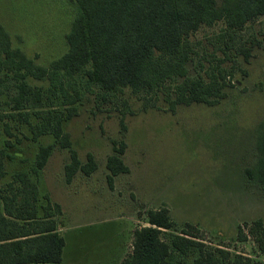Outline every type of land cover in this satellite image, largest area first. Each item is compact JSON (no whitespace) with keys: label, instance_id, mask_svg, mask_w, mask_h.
<instances>
[{"label":"rangeland","instance_id":"obj_1","mask_svg":"<svg viewBox=\"0 0 264 264\" xmlns=\"http://www.w3.org/2000/svg\"><path fill=\"white\" fill-rule=\"evenodd\" d=\"M75 15L69 0H0V25L13 46L44 67L67 51L65 35ZM224 29L223 22L201 26L187 39L191 48L187 77L205 81L211 74L224 77L225 99L217 105L172 109L176 86L182 82L177 78L154 91L139 92H104L85 78H75L65 90L78 101L66 106L65 96L58 93L49 108L63 116L75 109L62 125L70 148L61 149L49 135L32 141V125L40 123L32 116L30 125L17 118L0 120V150L18 153L13 161L4 160L0 192L14 173L29 171L39 146L54 145L37 179V207L41 215L45 197L59 207L56 218L65 241L60 264H121L132 253L134 231L148 226L147 212L162 208L175 223L162 231V241L170 243L183 230L191 232L190 224L206 250H226L264 264L256 238L247 234L254 221L264 225V189L244 173L255 159V131L264 121V17L239 31L235 46L248 48V59L225 50ZM31 85L49 87L48 82ZM7 102L0 96V114L11 111ZM5 123L11 136L4 131ZM121 145L120 158L129 171L109 183L106 162ZM71 151L81 165L91 155L96 170L89 176L77 171L67 182L65 166ZM1 204L0 200V208ZM239 226L247 235L242 242L237 240ZM198 256L197 248L186 255L173 251L171 261L192 264Z\"/></svg>","mask_w":264,"mask_h":264},{"label":"trees","instance_id":"obj_2","mask_svg":"<svg viewBox=\"0 0 264 264\" xmlns=\"http://www.w3.org/2000/svg\"><path fill=\"white\" fill-rule=\"evenodd\" d=\"M76 9L69 32L65 35L67 51L47 67L29 59L20 48L14 47L11 37L0 25V96L8 99L10 112L0 114V120L15 119L30 125L31 116L40 120L33 124L32 141L42 136H52L61 149L71 146L63 131V120L68 114L53 113L51 98L58 93L65 96L64 105H74L78 96L72 98L65 84L75 78H85L88 85H95L104 92L131 89L134 92L154 91L174 78L182 82L176 86L172 109L177 105L193 104L214 106L225 99L224 77L214 74L208 81L187 77L186 66L191 60L188 37L201 26L223 22L227 38L225 50H235L250 56L249 49L236 47L239 31L248 23L264 17V0H69ZM264 41V38L263 40ZM262 42L257 41V46ZM264 47V45H263ZM48 82L45 90L32 82ZM77 95V93H76ZM48 108L46 110H41ZM4 131L8 136L7 123ZM255 159L245 169L246 178L264 189V121L255 131ZM17 142H20L17 139ZM7 146L11 142L6 141ZM54 145L39 146L29 171L14 173L6 188L0 192V264H60L65 241L60 235L57 215L58 205L47 197L46 205L39 215L37 203L39 189L37 179L47 164ZM108 157L106 169L108 181L128 173L120 156L124 145ZM18 153L8 154L0 150V179L4 177V160L13 161ZM25 158L21 162H25ZM93 157L81 165L77 154L70 152V163L65 166L66 181L81 171L89 176L96 170ZM147 227L133 233L132 253L121 264H177L172 263V252L186 255L197 248L199 256L192 264H254L249 258L231 256L226 250H206L197 242L196 230L187 224L180 235H174L170 243L161 240L162 231L174 227L166 208L147 212ZM247 234L256 238L264 254V225L261 220L253 222ZM247 235L239 226L237 240Z\"/></svg>","mask_w":264,"mask_h":264},{"label":"crops","instance_id":"obj_3","mask_svg":"<svg viewBox=\"0 0 264 264\" xmlns=\"http://www.w3.org/2000/svg\"><path fill=\"white\" fill-rule=\"evenodd\" d=\"M58 231L60 232L59 228H58Z\"/></svg>","mask_w":264,"mask_h":264}]
</instances>
